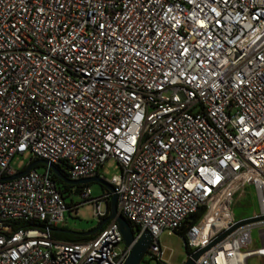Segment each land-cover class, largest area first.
Returning a JSON list of instances; mask_svg holds the SVG:
<instances>
[{"label":"built area","instance_id":"obj_1","mask_svg":"<svg viewBox=\"0 0 264 264\" xmlns=\"http://www.w3.org/2000/svg\"><path fill=\"white\" fill-rule=\"evenodd\" d=\"M25 154L49 165L5 180ZM110 160L119 214L134 243L151 232L157 264L160 235L203 208L183 236L188 258L209 247L195 264L264 259V229L250 248L264 220L232 213L250 184L264 216V0H0V264H126L116 220L88 241L53 234L83 203L51 166L78 180ZM112 196L82 200L102 222Z\"/></svg>","mask_w":264,"mask_h":264},{"label":"rangeland","instance_id":"obj_2","mask_svg":"<svg viewBox=\"0 0 264 264\" xmlns=\"http://www.w3.org/2000/svg\"><path fill=\"white\" fill-rule=\"evenodd\" d=\"M31 162V156L29 154L18 155L12 162L11 166L15 170H21L25 166H28ZM39 170L44 168L43 165L37 167ZM100 175L108 182H111L113 178L121 176V167L115 160H110L105 163L99 170ZM90 188L92 190V197H100L106 190L100 183H91ZM82 198L74 196V202H82ZM104 207V205H103ZM95 205L93 203H83L79 209L67 212L66 221L63 225H67L66 229L75 231H89L96 228L99 225V220L94 213ZM232 213L236 222H240L246 219L256 217L260 214V204L258 194L254 185H246L234 195V201L232 204ZM264 227L256 226L252 231L253 243L250 246L251 249H257L263 246L261 238V230ZM161 246L164 250V258L171 264H184L188 259V250L186 248L185 239L178 233L174 232L170 234L168 231H164L160 237ZM125 248V243H122L117 247V251H121ZM141 264H157L154 258H151L149 254H146ZM248 264H264V259L259 255H254L248 260Z\"/></svg>","mask_w":264,"mask_h":264},{"label":"water","instance_id":"obj_3","mask_svg":"<svg viewBox=\"0 0 264 264\" xmlns=\"http://www.w3.org/2000/svg\"><path fill=\"white\" fill-rule=\"evenodd\" d=\"M45 166L49 165V162L44 159H37L31 162L24 170L19 171L12 176H9L7 178H4L5 180H14L18 179L27 173H29L31 170L37 168L38 166ZM52 170L53 172L62 180L65 182L72 184V185H78V184H91V183H100L104 187H106L109 191L113 193L112 200H111V214L104 219L96 228L89 230V231H75L71 229H62V228H56L54 229L55 232L59 233H65V234H72V235H77V236H82V237H87L91 236L97 232H99L109 221L111 220H116L117 223L119 224V227L122 231V234L124 236V240L126 245L132 246V252L126 262V264H141L143 258L145 257L151 243L153 240V235L151 234L150 231H145L140 238V240L136 243H134L135 240V233L133 226L131 223L124 218L122 215L119 214V209H118V195L116 194L115 187L108 181H106L101 175H96L93 177H88V178H83V179H78V180H72L67 178L56 166L52 165ZM264 220V216L262 217H253L250 219H246L243 221L239 222V225L245 224V223H252V222H257ZM229 233L226 232L223 234L221 238L225 237ZM207 248H203L201 250H198L195 252L192 257L188 258L187 261L184 264H195V261L199 259L207 250Z\"/></svg>","mask_w":264,"mask_h":264},{"label":"trees","instance_id":"obj_4","mask_svg":"<svg viewBox=\"0 0 264 264\" xmlns=\"http://www.w3.org/2000/svg\"><path fill=\"white\" fill-rule=\"evenodd\" d=\"M55 166L67 178L72 179L71 175L69 173L70 166L65 161H63V162H61V164H57ZM53 176L59 185V188H60V191H61L63 197L69 202L70 206H72V205L75 206L74 196H79L82 198V194L84 192V189L87 187H90V184H78V185L69 184V183L65 182L64 180H62L61 178H59L54 172H53ZM61 184L63 185V187H61ZM84 202L85 201L78 202V203L81 204ZM73 210L77 211L78 209H72V210H70V212ZM109 211H111V205L109 206ZM205 212H206V209L203 208L200 212L196 213L195 215L188 217L185 221V225L182 228V229L185 228V230H180L177 233L183 237L185 235V232H186V227L193 225L194 223L198 222V220L200 218H202V216L205 214ZM100 223L101 222H99V224ZM105 227H106V225L101 230H103ZM133 227H134V225H133ZM53 234L58 239H62V240L70 241V242H83V241H88V240L95 238L99 234V232H97L91 236H87V237H82V236H77V235H72V234L59 233V232H54Z\"/></svg>","mask_w":264,"mask_h":264},{"label":"crops","instance_id":"obj_5","mask_svg":"<svg viewBox=\"0 0 264 264\" xmlns=\"http://www.w3.org/2000/svg\"><path fill=\"white\" fill-rule=\"evenodd\" d=\"M60 228H62V229H66V228H67V225H63V226H61Z\"/></svg>","mask_w":264,"mask_h":264},{"label":"flooded vegetation","instance_id":"obj_6","mask_svg":"<svg viewBox=\"0 0 264 264\" xmlns=\"http://www.w3.org/2000/svg\"><path fill=\"white\" fill-rule=\"evenodd\" d=\"M61 187H63V185L61 184ZM106 190H108L106 187H105Z\"/></svg>","mask_w":264,"mask_h":264}]
</instances>
